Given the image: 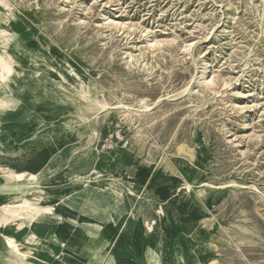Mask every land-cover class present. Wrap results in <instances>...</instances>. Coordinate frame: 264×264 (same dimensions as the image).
<instances>
[{
	"label": "rangeland",
	"instance_id": "374dc122",
	"mask_svg": "<svg viewBox=\"0 0 264 264\" xmlns=\"http://www.w3.org/2000/svg\"><path fill=\"white\" fill-rule=\"evenodd\" d=\"M0 21L64 99L0 101L4 241L38 262L47 178L78 205L62 245L98 244L83 264H264V0H0Z\"/></svg>",
	"mask_w": 264,
	"mask_h": 264
},
{
	"label": "crops",
	"instance_id": "0c3cea01",
	"mask_svg": "<svg viewBox=\"0 0 264 264\" xmlns=\"http://www.w3.org/2000/svg\"><path fill=\"white\" fill-rule=\"evenodd\" d=\"M135 165L128 166L125 169H135ZM41 183L40 187L41 189L39 197H40V216L37 220V214L34 217V220L31 222V226L29 233L30 234H37L39 235V242H25L26 244H29L24 247L25 252L28 253V251H31V255L38 256V262L33 261L35 258H26L29 262H32L33 264H83L82 256L80 257L81 253L79 250L84 251V260H87V255L90 251L95 250L98 246L95 242H92L91 244L88 242H83L84 244H81V242L78 239H73L72 242H67L66 245H62L63 237L66 234L67 231H72L70 234L72 236L77 235L74 231L75 227L74 224L69 225L67 223V226L64 225V217L67 215H71V220L74 222V216L77 215L74 213L77 210L78 205L75 204L76 200H74L75 195H71V198L69 201L71 202L70 205L67 207L60 205L58 202L65 201V197H69V194L64 192L62 189H48L44 188L47 186H56L59 187L61 183L58 182L56 179L48 180L47 178H40ZM125 186L129 185L128 181L125 180ZM130 185H134V182H130ZM63 187V186H62ZM68 191V190H67ZM78 202V201H77ZM54 206V207H53ZM52 210L49 212V210ZM67 214V215H66ZM71 226V227H70ZM111 231L113 229L112 225L109 226ZM135 227L138 229V224L136 223ZM79 229V228H78ZM9 230V231H8ZM3 233H10V227H7V231L4 232L0 230ZM26 232V231H25ZM69 233V232H67ZM78 240V241H77ZM39 244V245H38ZM105 244V243H104ZM66 246V247H65ZM9 248L8 245H6V242L2 237H0V264H11L7 260V249ZM66 248V249H64ZM27 250V251H26ZM26 254V253H25ZM37 259V258H36Z\"/></svg>",
	"mask_w": 264,
	"mask_h": 264
},
{
	"label": "bare ground",
	"instance_id": "6f19581e",
	"mask_svg": "<svg viewBox=\"0 0 264 264\" xmlns=\"http://www.w3.org/2000/svg\"><path fill=\"white\" fill-rule=\"evenodd\" d=\"M5 16V15H4ZM4 20H2L3 22ZM1 22V21H0ZM123 23V22H122ZM121 24V23H120ZM146 30V29H145ZM1 31V30H0ZM5 32V31H3ZM1 37V36H0ZM169 42V41H168ZM33 43V42H32ZM158 43V42H157ZM155 43H150V46L153 47ZM36 45V44H35ZM29 47V46H28ZM187 46H184L186 50ZM33 49V48H32ZM25 49L22 48V46L15 41L13 43V46L8 44L7 42H4L3 44V50L2 53H0V101L7 104L8 108H15V105L17 103H22L23 101L30 100L31 102L38 101L40 99H47V100H53V101H63V96L60 94V92L56 89V87L61 86L62 84H59L57 80L51 78L54 84V87L52 90L48 87L47 83V74H39V72H36L34 68H27L22 62H24L22 59H20V56L25 53ZM40 53V52H39ZM13 64H17L18 70H12L11 66ZM52 64V63H51ZM52 67V66H51ZM24 69H27L29 73L26 75V71H23ZM70 71V70H69ZM41 73H44L42 71ZM46 73V72H45ZM37 76V78H35ZM207 79V78H205ZM202 81V80H201ZM204 81V80H203ZM211 81V80H210ZM213 81V80H212ZM205 84L208 82L204 81ZM204 82H202L204 84ZM210 83V82H209ZM226 83V82H225ZM40 84H43V87H40ZM224 84V83H223ZM209 85V84H208ZM188 86L184 89L187 90ZM36 90H41V95H36L35 97H32V94ZM51 91L53 92V95H51ZM32 93V94H31ZM84 94V93H83ZM88 98V96H87ZM159 99V100H158ZM156 103L160 102V98H158ZM162 99V98H161ZM146 102V101H145ZM154 105V104H153ZM121 106V105H120ZM146 109H149V106L146 104L144 105ZM126 107V106H125ZM128 107V106H127ZM132 108V107H131ZM144 108V110H146ZM141 111V109H139ZM148 111V110H147ZM96 133V132H95ZM11 174V173H10ZM18 174V173H17ZM18 176V175H17ZM14 177V176H12ZM206 184V182H204ZM203 184V185H205ZM201 185V184H200ZM210 185V184H209ZM213 185H210L211 188ZM191 186L189 184H186V187H184V192L187 196L190 197V199H193L192 194H190L189 189ZM198 191V190H197ZM189 194H188V193ZM202 194V193H201ZM31 201V200H30ZM34 201V200H33ZM21 203V202H20ZM14 205V204H13ZM69 205V204H68ZM18 206V204H16ZM13 206L12 208L16 207ZM11 207L10 204H7L5 207H3V210L7 214L0 215V223L1 222H9L12 218H14L17 214L16 209L9 208ZM22 209H28V211L35 210V207H32L30 205L29 201H25L24 205H21ZM21 209V208H20ZM163 212V211H162ZM13 213V214H12ZM24 213V212H23ZM4 214V213H2ZM20 214V213H19ZM25 215V214H24ZM36 214H30L29 219H32L35 217ZM28 216V215H27ZM17 217V216H16ZM24 218V217H23ZM26 219V218H25ZM81 227V226H80ZM187 233V232H186ZM32 235V234H31ZM99 236V235H98ZM101 237V236H100ZM90 239V238H89ZM6 245L9 246L8 252L11 254V261L15 262L16 264H33L32 262H29L26 260L25 254L20 252L17 245L13 242L12 238L6 237L5 238ZM87 241V240H86ZM96 242V241H95ZM129 242V241H128ZM90 243V242H88ZM84 244V243H83ZM91 244V243H90ZM93 251V250H92ZM190 252L191 258H195L193 256V249L191 248ZM93 256V255H92ZM131 256V255H130ZM141 256V255H140ZM125 258V257H124ZM129 258V257H128ZM114 259V258H113ZM122 259V258H121ZM96 262V261H95ZM121 264V263H120ZM124 264V263H123Z\"/></svg>",
	"mask_w": 264,
	"mask_h": 264
},
{
	"label": "built area",
	"instance_id": "2783aa9c",
	"mask_svg": "<svg viewBox=\"0 0 264 264\" xmlns=\"http://www.w3.org/2000/svg\"><path fill=\"white\" fill-rule=\"evenodd\" d=\"M103 145L107 149H112L115 147L119 142H121L122 145H125V142L122 141V137L118 133L108 134L106 137L102 140Z\"/></svg>",
	"mask_w": 264,
	"mask_h": 264
}]
</instances>
